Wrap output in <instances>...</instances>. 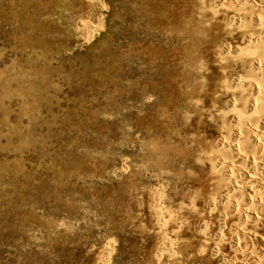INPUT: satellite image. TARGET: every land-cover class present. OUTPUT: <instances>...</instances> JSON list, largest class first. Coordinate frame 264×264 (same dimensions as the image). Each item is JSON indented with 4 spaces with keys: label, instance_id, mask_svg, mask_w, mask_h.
I'll return each mask as SVG.
<instances>
[{
    "label": "rangeland",
    "instance_id": "rangeland-1",
    "mask_svg": "<svg viewBox=\"0 0 264 264\" xmlns=\"http://www.w3.org/2000/svg\"><path fill=\"white\" fill-rule=\"evenodd\" d=\"M213 1L0 0V264H216L182 134L221 75Z\"/></svg>",
    "mask_w": 264,
    "mask_h": 264
},
{
    "label": "bare ground",
    "instance_id": "bare-ground-1",
    "mask_svg": "<svg viewBox=\"0 0 264 264\" xmlns=\"http://www.w3.org/2000/svg\"><path fill=\"white\" fill-rule=\"evenodd\" d=\"M213 2H218V4L216 3L218 6H220L219 4H221L223 6L221 9L223 11V14L225 15V22H224L222 28H220V31L214 35V40H213V43L215 44V46L217 48L215 51V56L213 57V62L215 61L214 64L216 62L219 64V66H220L219 70L221 71V75H219L220 77L218 76L219 77L218 82L212 81L211 82L212 85L210 84V86L207 84L208 87H207L206 93L210 99V103L206 105V102L203 101L204 104H202V105L199 104L194 109V112H196L199 116L201 115V120L199 123L201 128H202L201 132H199L201 134V136L198 135L197 134L198 132L196 133L194 131V129L188 130V132L186 131V132L182 133L184 135V137L186 138L185 141L186 142L188 141L190 143L191 147H193V148L196 147L197 155L200 157V159H203L202 162H206V164L209 167V176L208 177H210V178L204 179V181L206 183L205 185H208V186L206 188H205V186H203V189L205 192L202 194V196L204 195V198L207 200L208 204H207V207H205V209H204L205 211L202 213L201 216H199V220H200L199 225H200L202 232L205 233L203 236L206 235L209 239V243H207V248L209 251L206 250L207 251V253H206L207 259H209V260L212 259L213 261L216 262V264L217 263L218 264H264V0H214ZM204 3L206 4L205 1H204ZM197 8H199V7H197ZM204 8H206V7H204ZM211 9L213 11L215 10L213 8H211ZM200 11H202V10H200ZM210 13L212 14L213 12H210ZM218 13H219V11H218ZM204 17H205V15H204ZM210 21H212V20H210ZM215 22H216V20H215ZM197 29H199V27ZM204 29H206V28L204 27ZM206 31H207V29H206ZM208 31H209V29H208ZM195 35H197V34L195 33ZM184 36H185V34H184ZM212 36L213 35H211V37ZM195 37H193V38H195ZM197 38H198V36L195 39H197ZM203 38H205V37H203ZM202 48H203V46H202ZM193 49H194L193 51H195V48H193ZM189 53H190V51H189ZM193 54H195V53H193ZM188 59H189V57H188ZM204 61H205V57H204ZM203 64H201V65L203 66ZM192 67H194V66L192 65ZM192 67H190V68H192ZM196 67H198V66H196ZM198 70H200V69H198ZM200 72L201 71H199V73ZM199 76H200V74H199ZM201 77H202V75H201ZM206 78H208V77H206ZM192 80H193V78H192ZM190 82H191V80H190ZM206 82H207V80H206ZM187 83H186V85H187ZM195 83L193 84L192 87L195 86ZM203 86L204 85H202V87ZM199 93H200V91H199ZM196 94H198V93H196ZM186 95H188V93H186ZM198 95H200V94H198ZM193 96H195V94H193ZM203 97H204V95H203ZM193 99H194V97H193ZM197 99H199V98H197ZM200 100L202 101V99H200ZM184 105H185V103H184ZM186 112L189 113L188 111H186ZM191 114H192V112H191ZM187 116L189 117V115H187ZM188 117L186 118V120L189 119ZM175 122L177 123V121H175ZM183 125H185L184 121H183L182 126ZM189 125H187V127ZM176 135H178V134H176ZM172 139H174V138H172ZM150 141L152 142V140H150ZM165 142H166V140H165ZM165 142H163V143H165ZM172 144H174V143H172ZM177 148L180 149L179 147H177ZM177 148L175 147V149H177ZM180 153L183 155V158L187 159V161L189 162L188 165L190 167L191 164H193L192 160H191L192 159L191 158L192 157L191 152H189V150L181 148ZM152 154H154V153H152ZM157 157H159V156H157ZM152 158H153V156H152ZM178 160H179V158H178ZM151 161H152V159H151ZM172 162H173V160H172ZM151 163H153V162H151ZM198 163L201 164L200 162H198ZM151 166H153V165L151 164ZM186 170L187 169H185V171L184 170H182V171L186 172ZM169 171H170V169H169ZM182 171H180V172H182ZM173 172L174 171H172V173ZM179 173H178V175H179ZM178 175H177V177H178ZM193 175H194V172H193ZM185 176H187V175H185ZM191 176H192V174H191ZM161 177H162V175H161ZM169 178H171V177H169ZM169 178H168V182H169ZM172 178H173V176H172ZM161 181H163V180H161ZM185 183H186V181L184 182V184ZM175 184H177V183H175ZM166 185H167V183H166ZM170 186H171V184H170ZM191 189H192V185H191ZM189 190H187V191H189ZM187 191H185V193ZM193 191H195V190H193ZM200 191L201 190H199V192ZM197 193L198 192L196 190V194ZM193 194H195V192ZM197 195H199V194H197ZM162 196H164V195H162ZM192 197L193 196H191V198ZM191 198L189 199V197H188L189 200H191ZM176 201L178 202V200H176ZM175 203L176 202H174V204ZM188 203H190V202H188ZM191 203L192 204L195 203V200H194V202H191ZM154 205H155V203H154ZM162 205L160 204V206H162ZM165 205H167V204H165ZM171 205H173V204H171ZM177 205L180 206V204H177ZM177 205H173V207L175 206L174 208H176ZM190 206H193V205H190ZM204 206H206V205H204ZM152 207H155V206H152ZM196 207H197V205H196ZM199 207H197V208H199ZM156 208H159V207L157 206ZM187 208H190V207H187ZM162 209H161V211L163 212L164 210H162ZM181 209H183V208H181ZM158 210L160 211V209H158ZM174 210H177V209H174ZM193 210L194 209H192L191 211H193ZM195 210H197V209H195ZM165 211H166V209H165ZM199 212H198V214H199ZM170 213L172 214V211ZM181 213H182V211H181ZM168 216H170V214ZM176 216H177V214H176ZM182 216H183V214H182ZM167 218H169V217H167ZM159 219H161V217ZM163 219L164 218H162L161 220H163ZM171 219H172V217H171ZM177 219H179V217H177ZM165 221H167V220L165 219ZM184 221H186V220H183V224H184ZM172 222H173V220H172ZM186 222H188V221H186ZM158 227H159V225H158ZM181 229H183V228H181ZM201 230H199V232ZM195 233H197V231ZM200 235L202 236V233ZM196 243L197 242H195V244ZM198 243H200V242H198ZM163 245H165V244H163ZM158 247H160V246H157V248ZM161 247H162V245H161ZM163 248H165V247H163ZM166 248H168V247L166 246ZM188 248H189V246H188ZM180 249H181V247H180ZM186 249H187V247H186ZM159 250H160V248H159ZM162 250L163 249H161V251ZM167 250L169 251V248ZM188 251L189 250H187V252ZM184 252H186V251H184ZM203 253L205 254V251ZM197 255H196V257H197ZM192 256L195 257L194 255H192ZM184 257H186V256L184 255L183 258ZM200 257L201 256L198 255V258H200ZM173 258H175V256ZM198 258L197 259L194 258L195 259L194 262L190 261L191 264H199L201 261L200 260L201 258L200 259H198ZM203 258H204V256H203ZM187 260H188V258H187ZM187 260H186V262H187ZM186 262H185V264H186Z\"/></svg>",
    "mask_w": 264,
    "mask_h": 264
}]
</instances>
